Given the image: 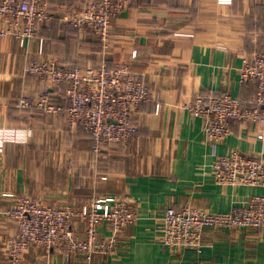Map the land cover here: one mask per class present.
I'll list each match as a JSON object with an SVG mask.
<instances>
[{
    "label": "crops",
    "instance_id": "1",
    "mask_svg": "<svg viewBox=\"0 0 264 264\" xmlns=\"http://www.w3.org/2000/svg\"><path fill=\"white\" fill-rule=\"evenodd\" d=\"M53 19L20 42L0 37V264L6 240L17 232L2 211L26 194L45 205L81 206L93 196H126L137 219L117 239L111 254L92 264H264V228L205 229L200 251L163 246L158 218L168 206L194 205L227 212L262 191L260 186L216 184L215 155L237 150L264 156V140L251 124L234 123L224 139L208 145L203 120L185 108L198 94L229 93L245 102L254 85L239 83L243 59L264 50V0H130L110 22L108 43L61 17L91 0H44ZM33 60L80 68L127 64L150 88L151 98L131 112L137 132L125 146L92 152L91 138L71 125L65 112L19 106L43 92L28 72ZM66 86L45 87L50 102L67 106ZM158 108V109H157ZM12 130L29 136L5 138ZM25 130V131H24ZM80 232L83 224L74 221ZM100 233L109 234L107 226ZM21 264H84L40 247L24 252Z\"/></svg>",
    "mask_w": 264,
    "mask_h": 264
},
{
    "label": "built area",
    "instance_id": "2",
    "mask_svg": "<svg viewBox=\"0 0 264 264\" xmlns=\"http://www.w3.org/2000/svg\"><path fill=\"white\" fill-rule=\"evenodd\" d=\"M128 3L129 0H91L77 11L62 16L61 21L93 34L104 48L111 19ZM53 17L44 0H0V37L12 35L22 42L35 36L40 26ZM28 72L39 78L44 90L33 99H22L19 106L65 112L71 125H80L89 133L92 152L97 157L111 146L121 147L129 142L138 130L130 121L131 112L140 102L151 98L149 86L123 63L113 68L101 64L98 68L82 69L54 60H33ZM239 83L254 85V94L247 102L229 93L198 94L185 106L191 115L203 120L206 144L213 146L221 142L237 122L255 126L264 140V50L243 59ZM48 85L66 86L69 104L64 107L51 103L45 92ZM18 131L12 130L4 136L25 140L30 134L24 130L22 138ZM210 167L216 184L260 186L262 191L227 212L188 204L166 207L157 224L163 246L200 251L208 245L203 241L207 228H264V156L249 157L232 150L215 155ZM2 213L17 228L16 234L3 246L6 264H21L24 252L32 247H40L48 255L57 253L66 261L80 255L84 264H92L95 254H111L120 234L137 219L134 202L118 195L93 196L77 209L67 204L45 205L34 197L18 195ZM74 221L83 224L80 232ZM101 226H107L109 234H101Z\"/></svg>",
    "mask_w": 264,
    "mask_h": 264
},
{
    "label": "rangeland",
    "instance_id": "3",
    "mask_svg": "<svg viewBox=\"0 0 264 264\" xmlns=\"http://www.w3.org/2000/svg\"><path fill=\"white\" fill-rule=\"evenodd\" d=\"M129 2H130V0H129ZM128 4H129V3H128ZM128 4H127V5H128ZM109 29H110V28H109ZM55 88H60V87H55ZM130 121H131L134 125H136V123H135V122L133 121V119H132V114H131V117H130ZM79 126H80V125H79ZM136 126H137V125H136ZM81 128H82V126H81ZM83 130H84V129H83ZM86 132H87V131H86ZM22 195H23V196H28V195H26V194H22ZM28 197H31V196H28ZM87 201H89V200H87ZM87 201H86V202H87ZM67 205H71V206H73L75 209L79 208V206H78L76 203H75V204H74V203H70V204H67ZM50 206H54V205H50ZM61 206H64V205H61ZM56 207H57V206H56ZM6 208H7V207H6ZM6 208H5V209H6ZM5 209H4V210H5ZM82 228H83V227H82ZM127 228H129V227H127ZM127 228H125V229H127ZM125 229H124V230H125ZM124 230H123V231H124Z\"/></svg>",
    "mask_w": 264,
    "mask_h": 264
}]
</instances>
